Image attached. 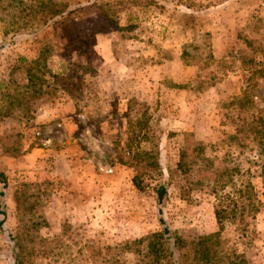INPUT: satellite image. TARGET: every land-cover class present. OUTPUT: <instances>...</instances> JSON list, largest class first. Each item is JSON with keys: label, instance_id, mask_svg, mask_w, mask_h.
<instances>
[{"label": "rangeland", "instance_id": "obj_1", "mask_svg": "<svg viewBox=\"0 0 264 264\" xmlns=\"http://www.w3.org/2000/svg\"><path fill=\"white\" fill-rule=\"evenodd\" d=\"M260 160L264 0H0V264L111 263L159 183L170 229L214 231L243 176L260 206L221 236L264 264Z\"/></svg>", "mask_w": 264, "mask_h": 264}, {"label": "trees", "instance_id": "obj_2", "mask_svg": "<svg viewBox=\"0 0 264 264\" xmlns=\"http://www.w3.org/2000/svg\"><path fill=\"white\" fill-rule=\"evenodd\" d=\"M254 88L255 82L247 83L243 88V98L246 101L244 111L245 108L253 107L251 91ZM249 119L248 117L243 118V135H248L251 131L260 132L252 126ZM257 165L259 167L258 177L264 190V160H260ZM177 166H180V163ZM132 181L135 187L141 188L138 173H135ZM154 192L159 229L138 238L105 246L107 251L114 253L112 262L109 261L107 264H124L122 255L125 252H132L135 255L131 264H250L244 252L237 251L221 236L224 227L228 224H235L236 227L242 226L240 229L244 230V217L256 212L260 206V201L249 178L243 176L241 188L226 191L222 186L218 192H214L213 216L216 228L214 231L191 238L180 236L165 223L160 207L166 195L165 186L161 183L157 184ZM15 264L22 263L16 261Z\"/></svg>", "mask_w": 264, "mask_h": 264}, {"label": "crops", "instance_id": "obj_3", "mask_svg": "<svg viewBox=\"0 0 264 264\" xmlns=\"http://www.w3.org/2000/svg\"><path fill=\"white\" fill-rule=\"evenodd\" d=\"M213 54H214V56H217V55H216V51H215L214 49H213Z\"/></svg>", "mask_w": 264, "mask_h": 264}]
</instances>
